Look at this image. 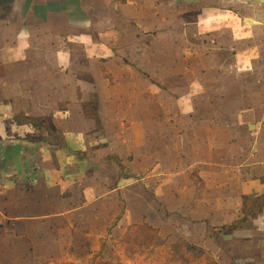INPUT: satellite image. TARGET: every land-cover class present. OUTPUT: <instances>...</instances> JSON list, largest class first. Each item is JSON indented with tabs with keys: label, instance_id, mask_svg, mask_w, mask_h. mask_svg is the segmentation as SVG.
I'll return each instance as SVG.
<instances>
[{
	"label": "crops",
	"instance_id": "crops-1",
	"mask_svg": "<svg viewBox=\"0 0 264 264\" xmlns=\"http://www.w3.org/2000/svg\"><path fill=\"white\" fill-rule=\"evenodd\" d=\"M63 1L44 2L35 22L38 8H24L20 23L17 8L0 11V264H112L110 245L120 236L132 250V228L156 229L162 204L175 229L177 217L202 228L184 243L218 264L236 248L234 264H264V43H218L234 54L207 68L199 47L139 43L176 18V3H115L125 36L108 43V19L50 8ZM252 7L264 25V0ZM64 14L75 18L57 21ZM32 64L37 73L21 70ZM162 81L175 103L163 101ZM242 222L228 252L223 233L207 236Z\"/></svg>",
	"mask_w": 264,
	"mask_h": 264
},
{
	"label": "rangeland",
	"instance_id": "rangeland-1",
	"mask_svg": "<svg viewBox=\"0 0 264 264\" xmlns=\"http://www.w3.org/2000/svg\"><path fill=\"white\" fill-rule=\"evenodd\" d=\"M49 1V0H9L6 3V7L8 9L10 8H17L18 9V16L16 17L19 20V23L21 20L24 22L25 17H23L22 13L24 12V8H38L34 12V16H32V19H29L30 21H37V19L46 18L42 15L43 10H45V7L43 8V3ZM65 1L67 2V5L65 4ZM61 2V4H54L57 10H77V12L84 10L85 8H88L89 14H94L92 16L95 20H100L102 17L108 19V21H100L105 23V30L108 31V36L103 37V41L108 40V43H122L121 39L125 32H122V27L120 24H117L116 21V14L111 12L112 6L115 5V3L124 2L125 0H65ZM257 0H160V3L169 4V3H176L179 5L178 8V15L174 19H169L165 22L164 25H162L158 30L150 32V35L145 34H139L138 40L139 43H149L152 41V37L155 36V38L159 41L158 43H183V46H181V49L186 50L187 52H192L193 50H196L197 47H199L198 53L200 56H203L205 54L206 58H210V61H206V67H211L212 60L215 59V61H219V59L223 62L224 59L228 58L230 55L234 54L231 51H227V47H222L221 50L218 49V43H237L238 50L241 48V46L244 43H264V25H261L260 22L258 24L254 23L255 11L256 8H253L252 6H255ZM49 3H52L49 2ZM49 6V5H46ZM43 8V9H42ZM69 8V9H68ZM110 9V10H109ZM1 11V14L2 10ZM51 11V10H50ZM109 12L108 16H105ZM254 12V13H253ZM37 13V14H36ZM167 11L165 12V14ZM4 14H7L4 12ZM258 16H260L259 11H257ZM39 17H35V16ZM73 16V17H72ZM53 19V17H50ZM58 16H55V19H57ZM72 18H75L74 15H67L64 14V16H61L57 21H62V23L68 24L72 20ZM77 18H81L80 16H77ZM260 18H258L259 20ZM171 20V21H170ZM260 21V20H259ZM109 22V23H108ZM95 29V28H94ZM101 28H96L93 32L94 35L99 37ZM127 33V32H126ZM154 38V37H153ZM125 39V38H123ZM121 41V42H120ZM155 43H157L154 40ZM205 43V44H204ZM188 49V50H187ZM219 50V51H217ZM215 53V54H214ZM237 53V52H236ZM235 53V54H236ZM214 54V55H213ZM205 67V66H204ZM157 68L159 71L163 72V65L161 63H158ZM1 70V69H0ZM2 67V71H3ZM21 70H30L32 73H37L39 71L36 68V64L27 65L25 69ZM211 70V69H210ZM47 72V71H46ZM206 74H208V71L205 70ZM45 74V73H43ZM61 75H68L71 76L72 73H65L62 72ZM210 79V78H209ZM62 80V86L68 87L69 82L73 83L72 80L65 81ZM158 90H162V99L166 104H171L172 102H176L178 96H174L169 93V90L167 89V86L165 85V82L162 81V83L155 82ZM67 85V86H66ZM235 85L237 86V83L235 82ZM172 87L174 85L172 84ZM70 96H61V103L65 99H69ZM74 99L77 100V102L80 100L79 96H74ZM91 102L93 105L92 110L89 112L88 115L90 117H96L97 116V103H99L98 97L96 95L92 96L91 99L88 101ZM205 104V101H204ZM76 114V113H75ZM175 114V113H174ZM43 123L45 124H51V117H44ZM17 120V119H16ZM18 120L22 121H28L32 118L26 117V116H20ZM35 120V119H33ZM100 129V128H98ZM100 132V130H98ZM162 204V203H161ZM164 204L162 206L157 208V215L153 217L151 223L154 225V227L157 229V234L161 235L163 237V241L158 240L157 249L156 250H149L146 251L149 246V241L147 240L148 237L154 238L155 233L149 232L145 228H141L138 230L137 234L138 237L140 236V241L134 240L133 241V249L128 251L121 248V245H119V241L121 239L120 236H118V240L114 243V245H110V254L108 253L107 259L112 264H180L181 257H175L169 259V247L173 246L175 249L174 251L177 253H180L181 245L186 240L182 238L181 235L186 234V231L188 233L190 232L191 235H199L201 238L202 235L198 233V230L201 231L200 226L188 224L182 222L181 217H177L174 219L176 221L175 225L177 228L175 229L173 226H171L169 223L166 222L164 219ZM180 212H185L184 214L191 213L196 210L195 207H189L187 209L177 208ZM174 210V209H172ZM186 219H192L191 217H185ZM196 224V222H194ZM245 222H242L238 225H232V226H226L222 228V231H208L207 236L215 235L216 237L218 234L225 235V237L222 240V245H225V249L228 252V248H230L231 244V234L234 233L236 229L244 228ZM187 229V230H186ZM150 234V236H149ZM156 234V235H157ZM205 234V229H204ZM210 234V235H209ZM119 235V233H117ZM199 241V240H198ZM188 244H192L195 246V243L186 242ZM220 244V243H219ZM132 245V243H131ZM177 246V247H176ZM124 247V246H123ZM208 247V244H207ZM144 248V249H143ZM146 249V250H145ZM154 249V248H153ZM241 249L236 248L232 250L233 254L229 257L224 256H215L217 260L222 262V264H234L236 263V259L243 258L241 255H237L238 252ZM236 254V255H235ZM193 263L197 261L196 255L194 254L192 256ZM232 258V262H229L228 259ZM260 258V257H259ZM94 261L90 264H95L96 259H93ZM99 261V260H98ZM173 262V263H171ZM184 264V262H182ZM98 264H101L99 261Z\"/></svg>",
	"mask_w": 264,
	"mask_h": 264
},
{
	"label": "trees",
	"instance_id": "trees-1",
	"mask_svg": "<svg viewBox=\"0 0 264 264\" xmlns=\"http://www.w3.org/2000/svg\"><path fill=\"white\" fill-rule=\"evenodd\" d=\"M141 228H145L146 230H148L149 232H154L155 233V237L151 239V237H148V241H149V248L146 250V251H149V250H156L157 249V244H158V240L160 241H163L160 239V237L158 236V232L156 229H153L147 225H143V226H135L134 228H132L131 232H130V238L133 240H138L140 241V236L138 237V230L141 229ZM157 234V235H156ZM150 236V234H149ZM128 237V238H129ZM131 241H129L130 243ZM182 247L180 249V253H177L174 251V247L171 246L169 247V259L170 258H175V257H181V259H185L184 260H181V263L180 264H183L182 262H184V264H218V262L209 254L207 253L206 251H204L203 249L199 248V247H196L192 244H188V243H183V244H180ZM177 247V246H176ZM154 248V249H153ZM156 248V249H155ZM144 249V248H143ZM196 255V259L197 261L195 263H193V255ZM180 255H184L183 256H180ZM173 263V262H171Z\"/></svg>",
	"mask_w": 264,
	"mask_h": 264
},
{
	"label": "flooded vegetation",
	"instance_id": "flooded-vegetation-1",
	"mask_svg": "<svg viewBox=\"0 0 264 264\" xmlns=\"http://www.w3.org/2000/svg\"><path fill=\"white\" fill-rule=\"evenodd\" d=\"M9 0H0V10H6L7 7H6V3L8 2Z\"/></svg>",
	"mask_w": 264,
	"mask_h": 264
}]
</instances>
